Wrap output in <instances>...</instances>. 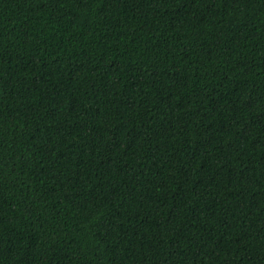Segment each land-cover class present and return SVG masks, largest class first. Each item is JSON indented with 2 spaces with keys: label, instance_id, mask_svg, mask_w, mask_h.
<instances>
[{
  "label": "trees",
  "instance_id": "trees-1",
  "mask_svg": "<svg viewBox=\"0 0 264 264\" xmlns=\"http://www.w3.org/2000/svg\"><path fill=\"white\" fill-rule=\"evenodd\" d=\"M0 264H264V0H0Z\"/></svg>",
  "mask_w": 264,
  "mask_h": 264
}]
</instances>
